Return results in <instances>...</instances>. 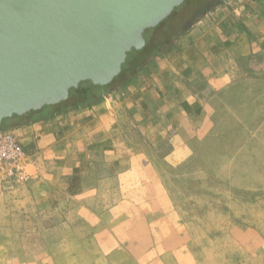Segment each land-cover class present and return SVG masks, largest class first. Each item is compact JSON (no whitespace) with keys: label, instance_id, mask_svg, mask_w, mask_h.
<instances>
[{"label":"crops","instance_id":"0c3cea01","mask_svg":"<svg viewBox=\"0 0 264 264\" xmlns=\"http://www.w3.org/2000/svg\"><path fill=\"white\" fill-rule=\"evenodd\" d=\"M23 116L2 129L32 163L0 187V264H190L178 199L248 192L264 165V0H218L132 78Z\"/></svg>","mask_w":264,"mask_h":264},{"label":"water","instance_id":"95a60500","mask_svg":"<svg viewBox=\"0 0 264 264\" xmlns=\"http://www.w3.org/2000/svg\"><path fill=\"white\" fill-rule=\"evenodd\" d=\"M185 0H0V129L70 99L82 82L107 86L145 32Z\"/></svg>","mask_w":264,"mask_h":264},{"label":"rangeland","instance_id":"374dc122","mask_svg":"<svg viewBox=\"0 0 264 264\" xmlns=\"http://www.w3.org/2000/svg\"><path fill=\"white\" fill-rule=\"evenodd\" d=\"M217 1L192 0L185 11L170 21L168 28L158 31L153 47L168 43L171 33L177 28L186 27L187 30L206 8ZM254 175L248 192L241 189L238 193L231 192L230 185L223 183L222 187H218V193L225 195L230 192L231 196L203 199L181 196L178 199L188 220L195 221L194 226L198 227L190 230L194 253L190 264H264V165H255ZM187 180L180 182L182 185L178 192L182 193L184 183L192 189L191 194L214 195L213 179L203 182L202 186Z\"/></svg>","mask_w":264,"mask_h":264},{"label":"trees","instance_id":"16d2710c","mask_svg":"<svg viewBox=\"0 0 264 264\" xmlns=\"http://www.w3.org/2000/svg\"><path fill=\"white\" fill-rule=\"evenodd\" d=\"M191 1L192 0H185L180 6L175 8V10L165 20H163L157 27L148 29L145 32L144 36L147 39V43H146L145 47L142 48L141 50H134L133 51V56L127 59V61L123 65L122 73L115 78L113 83H111L107 86H99V85H93L91 83V81L82 82L78 88L71 90V93H70L71 96L81 94L84 90L89 91L92 94L97 96L101 93L102 90L108 89L109 87L114 86L115 84H117L119 82H123L126 77H128L127 79L132 78L136 72H138L145 64H148L150 62L154 53L160 52L165 46H167L169 44V42H168V43H165L163 46H159L157 48L153 47V43H152L151 39L149 38L150 34L153 32H158L161 28H164V29L168 28L170 21L173 18H175L177 14L185 11L187 9V7H189V4L191 3ZM185 31H186V27L185 28L179 27V28H177L176 31H173L171 33V37L173 38V37H176L178 35H181ZM84 96H87V95H84ZM63 104H64V102L59 104V105L45 106L41 110L30 111L26 115H24L23 117H27V116L29 117L32 115H39V114H41L42 111H44L47 108L61 107ZM13 118H20V116L14 115L12 118L5 119L2 123L1 129L5 128L7 122Z\"/></svg>","mask_w":264,"mask_h":264},{"label":"built area","instance_id":"2783aa9c","mask_svg":"<svg viewBox=\"0 0 264 264\" xmlns=\"http://www.w3.org/2000/svg\"><path fill=\"white\" fill-rule=\"evenodd\" d=\"M31 158L12 132L0 130V187L16 188L26 184L31 175Z\"/></svg>","mask_w":264,"mask_h":264}]
</instances>
